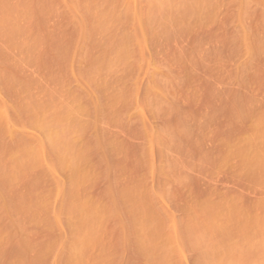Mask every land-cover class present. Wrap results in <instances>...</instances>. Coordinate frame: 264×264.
<instances>
[{
    "label": "rangeland",
    "instance_id": "obj_1",
    "mask_svg": "<svg viewBox=\"0 0 264 264\" xmlns=\"http://www.w3.org/2000/svg\"><path fill=\"white\" fill-rule=\"evenodd\" d=\"M0 264H264V0H0Z\"/></svg>",
    "mask_w": 264,
    "mask_h": 264
}]
</instances>
